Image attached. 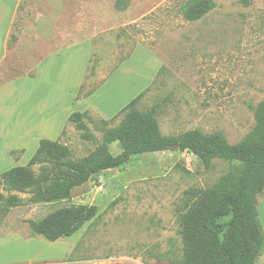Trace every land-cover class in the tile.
Wrapping results in <instances>:
<instances>
[{
    "label": "rangeland",
    "instance_id": "obj_1",
    "mask_svg": "<svg viewBox=\"0 0 264 264\" xmlns=\"http://www.w3.org/2000/svg\"><path fill=\"white\" fill-rule=\"evenodd\" d=\"M190 1L21 0L0 84L32 76L43 57L85 42L90 56L77 97L81 101L137 53V79H149L137 108L156 111L162 136L199 130L221 133L229 145L239 144L253 130L254 109L264 100V0H214L212 11L188 22L182 11ZM85 55L87 50L50 59L39 70V82H21L1 92L0 121L14 125L26 105L29 109L33 99L46 94L47 101L61 107L70 83L81 75ZM85 112L95 142L82 139L70 124L57 139L70 150L72 161L93 152L105 131L121 119L105 126L102 122L108 120L101 113L92 107ZM39 126L21 129L33 132ZM55 129L52 122L38 132ZM109 150L113 156L121 151L117 143ZM40 167H33L36 175ZM240 170L238 163L213 160L205 165L177 151L135 156L120 168L93 176L67 202L31 204L29 194L18 195L23 205L2 218L0 236H26L29 221L62 207L95 206L98 218L66 240L75 244L69 264H182L178 215L186 192L207 190ZM256 202L264 230V192Z\"/></svg>",
    "mask_w": 264,
    "mask_h": 264
},
{
    "label": "trees",
    "instance_id": "obj_2",
    "mask_svg": "<svg viewBox=\"0 0 264 264\" xmlns=\"http://www.w3.org/2000/svg\"><path fill=\"white\" fill-rule=\"evenodd\" d=\"M214 8V0H191L182 15L186 21L195 22ZM145 92L114 118L102 122L107 126L121 117L117 126L105 131L102 143L87 157L72 161L70 150L59 140L43 139L26 166L2 173L0 225L6 214L23 205L18 195L29 194L31 204L67 202L74 189L95 175L120 168L132 157L177 151L193 155L205 165L221 160L241 166L240 172L226 175L207 190L186 192L183 211L178 215L182 264H258L264 256V231L256 202L264 192V100L254 109L255 126L251 133L239 144L229 145L221 133L204 135L199 130L162 136L156 111L141 112L137 108ZM91 94L85 93L83 98ZM85 120H89L88 113H74L67 122L80 132L82 139L95 142ZM113 143L121 150L117 156L109 150ZM18 154L10 153L13 158ZM38 165L40 173L36 175L33 167ZM96 218L95 206L70 205L41 220L29 221L28 227L32 237L54 243L72 237Z\"/></svg>",
    "mask_w": 264,
    "mask_h": 264
},
{
    "label": "crops",
    "instance_id": "obj_3",
    "mask_svg": "<svg viewBox=\"0 0 264 264\" xmlns=\"http://www.w3.org/2000/svg\"><path fill=\"white\" fill-rule=\"evenodd\" d=\"M21 0H0V68L6 62L8 56V43L11 29L15 22ZM85 62L80 77L69 85L67 97L63 105L47 101V94L33 99L31 108L28 105L20 111L18 120L14 125L7 126L0 121V175L15 167H24L36 152L40 140L57 141L58 137L64 132V127L69 125L68 118L74 113H85L88 107H92L101 113L105 120H108L119 113L131 101L137 98L149 84V79L145 81L138 80V73L141 70L140 64L137 68L133 66L137 58L136 54L132 60L124 63L115 71L97 91L78 101L80 89L83 86L84 76L90 56V44L79 43L74 46L62 49L57 53L43 57L36 64L32 76H20L10 82L0 84V93L18 83L26 82L35 84L39 82V70L50 59L60 58L65 53L77 51L84 53ZM132 64V65H131ZM39 86L33 89L32 93L38 91ZM144 90V91H143ZM1 101V96H0ZM4 102V98H2ZM4 108V104L2 106ZM1 108V106H0ZM28 117L24 116L27 115ZM16 113V112H15ZM88 113V112H86ZM4 118V111L0 109V119ZM45 122L44 124H41ZM54 122L56 129L54 131L39 133L38 129L49 126ZM41 124V125H40ZM38 127L36 131H25L21 127ZM9 128V129H8ZM31 132V133H30ZM19 152L16 158L10 153ZM263 205H259L258 208ZM259 220L260 212L257 209ZM263 229V228H262ZM264 231V230H263ZM71 238V237H70ZM68 238H63L57 242L50 243L41 237L26 236L20 233H9L0 236V264H69L68 259L72 254L75 244L67 243ZM258 264H264V256Z\"/></svg>",
    "mask_w": 264,
    "mask_h": 264
},
{
    "label": "water",
    "instance_id": "obj_4",
    "mask_svg": "<svg viewBox=\"0 0 264 264\" xmlns=\"http://www.w3.org/2000/svg\"><path fill=\"white\" fill-rule=\"evenodd\" d=\"M176 149H178V147H176Z\"/></svg>",
    "mask_w": 264,
    "mask_h": 264
}]
</instances>
